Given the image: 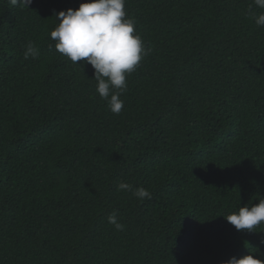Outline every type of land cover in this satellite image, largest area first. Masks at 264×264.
<instances>
[{
    "label": "trees",
    "instance_id": "1",
    "mask_svg": "<svg viewBox=\"0 0 264 264\" xmlns=\"http://www.w3.org/2000/svg\"><path fill=\"white\" fill-rule=\"evenodd\" d=\"M80 3L0 0V264L264 259V223L237 230L225 218L264 197V26L249 6L264 9L126 0L151 50L117 115L92 66L50 36L55 13ZM29 41L35 59L24 58Z\"/></svg>",
    "mask_w": 264,
    "mask_h": 264
},
{
    "label": "clouds",
    "instance_id": "2",
    "mask_svg": "<svg viewBox=\"0 0 264 264\" xmlns=\"http://www.w3.org/2000/svg\"><path fill=\"white\" fill-rule=\"evenodd\" d=\"M125 2L126 0H81L78 8L69 7L55 13L58 23L50 33L60 54L74 64L81 61L92 66L93 79L97 81L96 91L102 99L107 100L110 111L117 115L124 108V101L120 97L127 91V76L136 70L151 50L145 46L141 35L136 31L135 18L126 13ZM9 3L29 8L32 0H9ZM253 3L259 9H264V0H253ZM249 14L255 19L257 26H264V12L255 15L250 5ZM39 54L35 42L29 41L24 58L35 59ZM118 189L133 191V186L122 181L118 184ZM133 195L141 201L151 199L152 196L142 186L136 188ZM225 218L237 230L254 231L264 223V197H260L258 203L244 204ZM108 222L117 230L124 229L115 211L108 216ZM256 252L249 251L239 258L232 256L218 264H264V259L253 255Z\"/></svg>",
    "mask_w": 264,
    "mask_h": 264
}]
</instances>
